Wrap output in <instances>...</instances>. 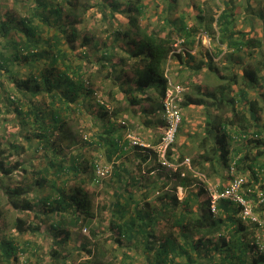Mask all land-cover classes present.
<instances>
[{
    "label": "trees",
    "instance_id": "trees-1",
    "mask_svg": "<svg viewBox=\"0 0 264 264\" xmlns=\"http://www.w3.org/2000/svg\"><path fill=\"white\" fill-rule=\"evenodd\" d=\"M168 1L172 3L175 0ZM19 2V11L7 10L0 15V35L4 38L0 43V69H4L13 78L24 96L29 95L27 103L30 102V106L27 110L18 107L15 110L22 119L34 124V135L48 146H44L42 155L46 161L45 166L29 173L27 166L21 165L16 184L3 186L6 206L18 211L12 222L18 234L25 231L34 210V203L28 196L33 187L44 183L55 186L61 174L72 171L76 175L86 170V165L80 161L79 139L71 131L73 113L76 110L82 113L83 108L84 112L91 110L93 101L97 102L102 117V132L105 134L97 135L93 143L97 147L102 146L100 148L104 149L109 159L115 153L124 157L128 151L122 137L126 125L124 121H120L122 124L119 126L115 124L130 111H134L135 106L141 108L146 105L160 114V103L169 82L166 64L173 50L170 34L162 35L158 29L140 24V17L144 16L146 9L144 0ZM252 2L246 1L245 10L252 9ZM223 5L225 7L216 18L212 13L207 17L203 12L198 14V25H202L211 37L218 32L219 44L225 43L226 47L239 51L245 48L248 59L240 64V73L235 72L231 66L214 68L217 81L210 88L204 89L196 83L180 101L182 107L201 105L204 108V122L199 124L200 130L190 135V140L196 143L197 153L189 161L188 168H184L185 171L178 165L179 171L162 181L158 188L162 190L172 184L174 188L181 187L185 194L180 198L176 192L171 193L166 189L155 196L160 201L159 206L147 201L144 207L134 212L132 221L117 224L116 241L120 242L122 237H135L148 251L155 248V257L147 264H202L199 258L211 264H264V257L256 253L254 244L258 225L241 220L238 216L240 205L229 198H218L212 210V199L204 188H189L196 182V174L206 177V170L217 171L218 166L226 168L228 174L231 171L240 174L236 173V169L246 167L255 181L260 171L264 170V166H256L251 162L241 166L246 154L243 156L240 152H232L229 146L230 140H241L245 147L242 150L247 151L251 145L262 143L261 131L253 128L262 120L264 107V11L255 12L256 19L261 20L260 35L248 36L244 31L236 29L239 17L234 12L235 1L225 0ZM94 6L101 15V30L109 33L112 43L108 45L106 41L102 42L104 48L94 60L97 66L87 72L83 62H75L73 55L77 57L74 53L78 49L96 39L98 30L94 32V29L86 28L87 13ZM118 11L124 14L126 21L111 25L110 19H115ZM214 22L216 27L213 26ZM198 28L192 26L189 29L182 23L180 32L188 37L189 32ZM110 47H117L124 54L118 60H112L116 52H111ZM174 54L179 62L184 61L181 52ZM190 57L193 56L189 54ZM202 63L198 62L197 67ZM14 64L18 66L16 70L11 68ZM21 72L23 76H20ZM234 85L239 87L232 94ZM248 90L259 94L250 97ZM2 94L1 91L0 96ZM38 95L44 98L41 102H35ZM157 101L159 105L153 107ZM142 110L145 112L144 108ZM159 118L160 123H163L161 116ZM54 136L56 139H53ZM158 142L154 141V144ZM3 144L0 142V147ZM71 146H76L78 151L67 154L70 163L66 164L67 155L62 154V150ZM9 148L17 151L19 146L10 142ZM145 148L140 149L148 150V153L141 152L142 161L149 159L151 152L157 156L155 150ZM171 151L169 148L167 159L176 164L182 163L184 158L178 156L173 160ZM8 156L10 153L0 158V168L4 175H12L18 166L15 163L3 167V160ZM141 163H138V171H143ZM123 164L120 162L113 165L112 173L117 181L129 172ZM136 178L131 176L132 183L136 182ZM94 179H98L97 174ZM55 188L57 196L54 199L51 196L41 199L45 208L58 216L57 219H51L50 228L56 235L63 233L68 236L70 228L63 219L64 212L72 211L73 223L79 226L87 224L94 217L91 199L81 185L71 187L68 192L62 186ZM158 188L154 190L158 191ZM150 189L144 190L145 197L152 192ZM127 195L130 197V192ZM203 195H207L206 198L202 199ZM262 204L264 206V202L258 205ZM35 218L39 223L48 222L47 218L41 216ZM89 232L95 235L93 230ZM98 247L96 244L90 248L84 245L82 249L87 258L77 264H102L96 258L97 254H102V249L99 251ZM26 249V245L17 243L13 236L8 240L0 238V264H15L18 253ZM51 254L54 264L60 261L61 264H67L58 250H51Z\"/></svg>",
    "mask_w": 264,
    "mask_h": 264
},
{
    "label": "rangeland",
    "instance_id": "rangeland-1",
    "mask_svg": "<svg viewBox=\"0 0 264 264\" xmlns=\"http://www.w3.org/2000/svg\"><path fill=\"white\" fill-rule=\"evenodd\" d=\"M224 1L175 0L171 3L168 0H144L146 9L144 16L140 17V24L158 29L162 35L170 34L173 50L166 64V72L169 81L181 84L185 89V93L193 89L196 83L204 89L210 88L217 81L214 68L220 69L222 66H231L235 72L240 73V64L248 59L245 48L239 51L226 47L225 43L219 44L217 40L218 32L211 37L205 32V28L202 25H198V14L203 12L204 16L207 17L212 13L216 18L221 9L225 7L223 5ZM234 1L236 4L234 12L239 17L238 21H236V29L244 31L248 36L260 35L261 20L258 17L256 19L255 12L258 10L264 11V0H253L251 3L253 7L248 10H245L247 0ZM95 6L87 13L86 28L88 30L92 28L94 32L98 30L96 39L92 43L78 49L79 53H74L77 54V57L73 55L76 58L75 62H83L87 72H91L96 68L97 63L94 60L99 57L100 50L104 48L102 42L106 41L108 45L112 43L111 37L108 36L109 33H103L101 30V15L97 12V7ZM7 10L19 11V0H0V15ZM115 16V19H110L111 25L115 26L117 22L124 23L126 21V17L122 12L118 11ZM182 23L186 24L189 29L192 26H199V28L196 31L189 32L187 37L180 32ZM213 26L216 27L215 22ZM2 39L4 38L0 35V43H2ZM65 47L67 46L65 45ZM109 50L116 52V54L112 55V60H118L124 54L117 47H110ZM174 52H181L184 61L179 62ZM189 54L193 57L189 58ZM198 62H203L200 67H197ZM17 67L15 64L11 66L15 70ZM22 74L21 72L20 76H23ZM238 87L236 85L233 86L232 94H235ZM1 91L3 94L0 96V142L4 144L0 147V150H2L0 158H3V154L7 155L10 153V156L3 160V167L15 163L18 166L14 169L12 175H4L0 168V238L8 240L13 236L17 243L20 245L25 244L27 247L25 252L18 253V261L15 264H54V258L50 256L52 255L51 250L54 249L59 251L60 257L66 259L67 264H77L87 258L82 247L85 245L90 248L93 244L99 246V251L102 249V254H97L96 257L98 258L97 262L102 264H147L152 261L155 257V248L148 251L144 244L135 237L133 239L122 237L120 242L116 241L115 237L118 235L117 224L122 221H132L134 212L144 207L145 202L149 201L154 206H159L160 201L155 196L162 194V191L167 189L171 193L176 192L180 198L185 194L181 187L174 188L172 184L167 185L162 190H159L158 186L161 185L162 181L169 179L172 173L179 171L178 165H181L180 167L184 169L188 168V164H176L173 163L175 161L171 162L167 159L169 164L163 165L158 161L160 155L157 153V156H155L156 153L153 152L150 153L149 159L142 161L143 154L141 152L148 153V150L140 151V149L142 150L145 147L139 143L147 144L145 149L152 148V150L156 151L154 141L158 142L165 130L164 124L160 123L161 111L159 114L155 109L149 108V106L145 105V107L141 108L135 106L134 111H130L129 114L119 119L115 126L122 124L120 121L125 122L126 127L123 129L122 137L125 140V148H128V151L124 157H119L115 153L116 155H112V159H109L105 155L104 149L100 148L102 146L97 147L93 143V139L97 135L100 133L105 134L102 132V117L100 116V107L97 106V102L93 101L94 106H92L91 110L87 109L84 112L83 108L84 113L76 110L73 113L74 117H72L73 125L71 131L79 139L80 161L82 165H86V170L80 171L76 175L72 171L61 174L55 186L44 183L42 186L33 187L28 196L34 203V210L30 217L29 225L26 224L25 231L18 234L13 229L12 224L18 211L11 210L6 206L3 186L16 184L17 178H19L18 174L21 173L18 169L22 168L23 165L27 166L29 173L36 171L42 165L45 166L46 161L42 155L44 146L48 145L44 143V140L34 135L36 128H33L34 124L31 121L27 122L17 115L15 107L27 110L30 106V102L29 104L27 103L29 95L24 96V92L17 87L13 78L9 77V74L4 69H0ZM257 94L259 93L254 90H248L250 97ZM36 98L37 101L35 102L39 100L41 102L44 99L40 95L36 96ZM157 104L158 101L153 107L157 106ZM142 108H144L145 112ZM180 110V126L168 150L169 148L172 150L171 156L173 160L177 159L178 156H182L190 161L197 153L196 143L190 140V135L194 131L200 130L199 124L204 122V108L201 105H190L188 107L180 106ZM253 129L261 131L260 138L262 143L260 145L255 143V145H251L245 151V149L242 150L245 148L243 147V141L230 140L229 143L232 152H240L243 156L246 154L243 162L241 161V166H246V163L249 162L256 166L259 164L264 166V107L262 109V120ZM53 139H56L55 136ZM133 141L139 143L136 144ZM10 142H14L19 146L17 151L14 148H9ZM77 151L76 146H71L64 148L62 154L67 155L70 152L75 154ZM136 154L141 156L138 157ZM120 162H124L123 165L129 172L125 174L121 172L124 178L121 177L117 181V177L112 173L113 165H118ZM69 163L70 159L67 155L66 164ZM138 163H141L143 171H138ZM150 168L154 169L150 171ZM236 170V173H240L247 178V183L242 186L241 193L247 187H254L264 191V170L260 171L256 181L250 175L248 168H237ZM206 171V177L203 174H196L194 177L196 182L189 188L196 189L201 186L206 190L207 195L212 199V204H214L213 202H218L217 198L214 197L215 194L220 193L221 189L229 184L231 176L227 173L226 168L222 166H218L217 171L212 169ZM94 174L95 176L97 174V180L94 179L95 176L92 178ZM131 176L137 177L136 182L132 183ZM76 185H81L88 191L94 217L87 224L79 226L77 223H73V213L68 210L64 212L63 219L66 226L70 228V233L68 236L63 233L56 235L50 228L49 222L52 218L57 219L58 216L45 208L41 198L51 196L54 199L57 196L56 186H62L68 192L71 187ZM149 188H151L152 192L145 197L143 192ZM154 188H158V191L154 190ZM127 192H130V197ZM116 193L120 195L117 196ZM206 196L203 195L202 199L206 198ZM251 199L254 205L253 210L264 221L263 204L261 206L258 205L260 203H258L255 195L251 196ZM34 213L36 216L47 218L48 222L39 223L35 218L36 216L33 217ZM238 216L240 217L239 214ZM89 230H93L95 235H92ZM257 231L262 235L264 229L258 228L255 233ZM206 238L208 237L206 236ZM198 260L202 264H211L206 259L199 258ZM57 264H61V261L57 262Z\"/></svg>",
    "mask_w": 264,
    "mask_h": 264
},
{
    "label": "built area",
    "instance_id": "built-area-1",
    "mask_svg": "<svg viewBox=\"0 0 264 264\" xmlns=\"http://www.w3.org/2000/svg\"><path fill=\"white\" fill-rule=\"evenodd\" d=\"M185 94V89L179 83L168 82L165 89L164 95L162 97L161 103V118L165 130L161 136L160 141L155 145V149L160 155V163L163 165L169 164L166 153L168 147L173 143L176 132L180 126L181 121V110L180 101ZM133 143H139L133 141ZM142 146H147V144L139 143ZM183 164H189V159L185 158L182 162ZM231 179L229 184L225 189L215 194V198H229L232 199L237 205H240V218L244 222L257 224L258 228L264 229V221L253 210V201L251 196L256 197L258 203L264 202V191L258 190L254 187H247L244 192H240L243 185L247 183V178L240 174H234L233 171L230 173ZM214 203V202H213ZM214 204L211 205V209L214 210ZM254 244L256 253L264 257V232L262 235L257 231L254 235Z\"/></svg>",
    "mask_w": 264,
    "mask_h": 264
},
{
    "label": "crops",
    "instance_id": "crops-1",
    "mask_svg": "<svg viewBox=\"0 0 264 264\" xmlns=\"http://www.w3.org/2000/svg\"><path fill=\"white\" fill-rule=\"evenodd\" d=\"M124 159V158H123ZM153 170V169H152Z\"/></svg>",
    "mask_w": 264,
    "mask_h": 264
},
{
    "label": "clouds",
    "instance_id": "clouds-1",
    "mask_svg": "<svg viewBox=\"0 0 264 264\" xmlns=\"http://www.w3.org/2000/svg\"><path fill=\"white\" fill-rule=\"evenodd\" d=\"M189 165V164H188Z\"/></svg>",
    "mask_w": 264,
    "mask_h": 264
}]
</instances>
